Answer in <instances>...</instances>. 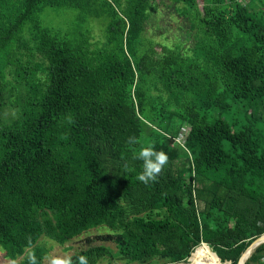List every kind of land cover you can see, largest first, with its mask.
Returning a JSON list of instances; mask_svg holds the SVG:
<instances>
[{"label": "trees", "instance_id": "16d2710c", "mask_svg": "<svg viewBox=\"0 0 264 264\" xmlns=\"http://www.w3.org/2000/svg\"><path fill=\"white\" fill-rule=\"evenodd\" d=\"M170 1L183 24L158 55L145 44L140 25L132 26L145 0H28L21 16L0 11V50L27 31L46 69L44 83L25 87L27 99L15 119L0 128V250L7 261L22 255V236L49 227L32 215L45 206L47 178L67 177L73 164L86 178L87 200L64 209L49 237L72 238L100 219L114 223L110 202L92 192L105 182L96 163L101 146L123 167V203L133 204L138 193L140 208L187 212L179 222L187 242L197 245L189 263L206 257L237 264L264 234L257 221L264 218V129L254 125L264 124V0ZM46 8L76 10L78 24L70 31L42 26L38 15ZM85 18L102 37L91 52ZM3 83L0 77V108ZM7 92L16 104L15 90ZM182 126L187 133L175 148L189 161L186 180L139 182L142 162L127 137L155 144L176 139ZM168 219L138 224L159 231L168 228ZM201 244L209 257L201 249L192 253ZM263 246L243 264H256ZM31 253L39 263L34 249L18 264H28Z\"/></svg>", "mask_w": 264, "mask_h": 264}, {"label": "rangeland", "instance_id": "374dc122", "mask_svg": "<svg viewBox=\"0 0 264 264\" xmlns=\"http://www.w3.org/2000/svg\"><path fill=\"white\" fill-rule=\"evenodd\" d=\"M240 2L243 3L244 0ZM27 3L28 0H0V11L10 9L21 16ZM174 6L170 0H145L141 5L142 16L132 24V26L140 25L145 44L150 47L154 55L164 53L168 47L166 41L174 35H179L178 27L183 24V19L174 11ZM77 16L76 10L46 8L38 15V21L42 26L53 30L70 31L75 24H78ZM83 21L84 29L85 27L88 29L86 40L91 52L101 46V33L92 20L85 18ZM127 27H130L129 23ZM0 77L4 81L0 108V128H2L15 119L18 107L27 99L25 87L29 84L40 86L46 80L43 55L33 47L32 37L27 31L22 33L17 42L0 50ZM9 89L15 90L18 96L16 104L9 102L7 92ZM258 109L255 116L261 114V104ZM254 125L261 130L264 129V124L258 120L254 122ZM186 133L187 128L182 126L176 139L164 138L155 143L156 150L164 152L168 158L163 171L157 178L156 182L159 184L167 182L170 178L177 182L186 180L189 173V161L175 148L176 144L181 145ZM94 148L96 146L92 144V149ZM97 148L99 155L96 163L105 182L103 185L93 187L92 192H99L110 202L115 214L114 223L109 225L100 219L92 228L63 241L49 237L55 224L62 220L63 214L60 213L64 209L77 207L82 201L87 200L86 178L77 165L73 164L69 166L70 174L67 177L47 178L44 189L45 206L32 215V219L40 226L49 225L51 230L49 227L42 228L35 237L22 236L17 241L22 255L13 262L7 261L0 250V264H18L34 249L39 252L38 264H51L53 258L64 255H70L74 264L80 255L87 256L89 264H187L192 260L189 261L191 257L189 255L197 245L191 246L187 242L185 228L179 222L180 218L187 216V212L181 209L179 213L168 214L164 209L150 211L146 207L140 208L141 203L137 200V198L140 199L138 193L132 195L133 204L123 203L120 185L123 167L116 160L114 152L102 146ZM71 156L73 161H78L74 155ZM144 196L145 202L148 203L150 196L147 194ZM190 196L194 197L192 187ZM198 207L199 204L195 203V208ZM166 216H169L167 229L148 231L142 224H138V222L145 223L147 219L160 221ZM257 221L260 225H264L263 217H258ZM203 246L206 248L201 244L192 253L201 249L204 256H208ZM255 262L264 264V246ZM224 263L228 264V262Z\"/></svg>", "mask_w": 264, "mask_h": 264}, {"label": "clouds", "instance_id": "9594fccd", "mask_svg": "<svg viewBox=\"0 0 264 264\" xmlns=\"http://www.w3.org/2000/svg\"><path fill=\"white\" fill-rule=\"evenodd\" d=\"M144 123L147 124L149 121L144 120ZM126 143L133 146L134 159L142 162V170L137 173V180L145 185L155 183L167 163V155L164 152L157 151L154 143L142 137L131 135L127 137ZM124 166L125 168L128 167L126 162ZM28 264H38L34 253L29 254ZM51 264H74V262L70 255H64L53 258ZM75 264H89L88 257L85 255L78 256Z\"/></svg>", "mask_w": 264, "mask_h": 264}, {"label": "water", "instance_id": "95a60500", "mask_svg": "<svg viewBox=\"0 0 264 264\" xmlns=\"http://www.w3.org/2000/svg\"><path fill=\"white\" fill-rule=\"evenodd\" d=\"M264 242V234L261 235V237H258L257 239H255L254 241H252L249 246L244 250V252L247 254L246 258H248L249 254L251 253V251L253 249H255L256 247H258L260 244H262ZM243 252V253H244ZM237 264H243L242 262H240V257L237 261Z\"/></svg>", "mask_w": 264, "mask_h": 264}, {"label": "bare ground", "instance_id": "6f19581e", "mask_svg": "<svg viewBox=\"0 0 264 264\" xmlns=\"http://www.w3.org/2000/svg\"><path fill=\"white\" fill-rule=\"evenodd\" d=\"M246 256H247V254L244 252L242 254V256L240 257V262L244 263L246 261V259H245ZM187 264H193V263H187ZM195 264H216V263L210 258L203 257V258L198 259Z\"/></svg>", "mask_w": 264, "mask_h": 264}, {"label": "built area", "instance_id": "2783aa9c", "mask_svg": "<svg viewBox=\"0 0 264 264\" xmlns=\"http://www.w3.org/2000/svg\"><path fill=\"white\" fill-rule=\"evenodd\" d=\"M248 112V111H247Z\"/></svg>", "mask_w": 264, "mask_h": 264}]
</instances>
